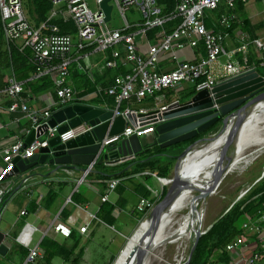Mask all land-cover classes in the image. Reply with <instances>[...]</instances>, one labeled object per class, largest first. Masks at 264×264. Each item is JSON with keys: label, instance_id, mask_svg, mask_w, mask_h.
<instances>
[{"label": "crops", "instance_id": "0c3cea01", "mask_svg": "<svg viewBox=\"0 0 264 264\" xmlns=\"http://www.w3.org/2000/svg\"><path fill=\"white\" fill-rule=\"evenodd\" d=\"M241 4L242 7L235 9L236 17L233 27L230 30V36L225 41L228 50L240 44L239 37L241 36L249 37L252 40L258 39L264 44V0H247ZM55 10H57V15L54 19H62L64 22L72 20L66 14V6L63 3L55 6ZM215 12H206V25L210 29L221 31L222 27L216 22L219 15ZM139 22L142 20L129 23L135 25ZM72 35L75 47L72 54L73 62L70 67L69 83L75 89L77 96H86L102 89L101 93L103 94H98V97L94 98L93 103L90 104L99 105L104 97L108 96L104 90L113 83L118 74L127 72L129 65L119 62L117 69L107 68L105 63L111 50H101L95 46H88L85 50H80L77 32ZM14 42L21 47L24 46L22 39ZM136 42L141 50L147 52L148 44L145 38L139 37ZM198 53L205 54L203 49L189 46L184 49H176L174 52H165L160 58L159 68L161 71H170L174 67V55H177L180 60H195ZM240 57L241 55H238V58ZM263 58L264 51L252 44L249 59L250 63L256 66V70L257 64L264 66ZM73 66L76 70L83 67L80 71L92 79L93 90L81 93L76 89L75 82L71 79ZM3 72L5 87L12 77L24 83V99L38 115H41L56 99L54 84L42 92H35L31 89L30 84L40 78L37 77L36 71L25 77L15 74L11 68H3ZM89 73H92L93 76H90ZM181 85L184 83L178 86ZM4 88L0 89V167L4 164L3 150L19 140L24 141L28 127L32 125L27 113L20 109L13 112L9 110L11 100L4 93ZM173 101L162 91L154 97L146 98L141 103L134 99L128 102L124 109L129 106L133 110L140 111L163 107ZM106 104V109L114 110L116 108V104L113 108L109 107L107 102ZM183 147L184 145H177L162 149L160 146H154L149 149L147 154L125 162L113 165H96L95 171L88 175L65 170L48 174L54 166L37 165L24 173L9 178L12 184L0 201V244L5 242L8 247L4 255L0 253V264H56L57 259L62 261L59 264H113L143 220L140 218L137 205L140 199L145 197L143 196L144 192L149 191L151 195L146 198L157 203L162 198L163 192L169 188L161 180L163 177L158 176L159 168L154 172L145 170L122 177L117 175L126 170L135 169L138 167V162L153 159L162 162V167L165 166V163L171 162L170 175L168 176L171 178L176 172L178 163L175 156L182 151ZM24 178H29L26 188L21 187ZM114 178H118L120 183L114 191L108 192L109 182ZM254 180L246 184L247 187L255 183L256 180ZM105 195H108V199L103 201ZM106 204L113 206L111 214L102 212V208ZM227 208L218 216L213 217L208 226H204V228L214 224ZM23 212L26 213L23 214ZM245 223L259 224L262 229L260 232L246 231L242 251L236 255L242 253L244 256H249L258 250L264 242V211L256 219L248 215L243 217L239 223L240 228L243 229ZM61 225L67 229H60ZM82 227H87V230L81 232ZM46 238L57 242L68 250L75 249V251L68 257L56 255L48 260L42 247V242ZM35 247L41 249L42 255L31 263L28 260V255L30 250ZM24 250L27 251L26 254H24ZM257 264H264V256Z\"/></svg>", "mask_w": 264, "mask_h": 264}, {"label": "built area", "instance_id": "2783aa9c", "mask_svg": "<svg viewBox=\"0 0 264 264\" xmlns=\"http://www.w3.org/2000/svg\"><path fill=\"white\" fill-rule=\"evenodd\" d=\"M50 1L54 7L49 20L57 15L55 6L60 3L66 6V14L76 25L80 50H85L88 46L111 50L105 63V66L110 69H117L119 62L129 65L128 71L118 74L113 83L104 90L106 95L115 98L116 114L147 113L150 109L136 111L128 106L122 110L120 106L123 101L132 99L141 103L146 98L154 97L166 89H174L181 83L191 84L196 92L212 89L219 82L256 69L249 59L252 44L264 51V44L260 40H252L243 36L239 37V45L230 50L226 48L225 41L230 36V30L236 17V3L237 1L245 3L247 0H177L176 8L170 15L163 14L157 0H111L110 3L114 7L117 5L123 16L131 8H136L143 14L142 22L131 25L125 19L122 28H111L109 22L105 21V14L101 8L103 0H96L99 5L97 10H92L87 0ZM222 2H225L230 10L227 13H221L217 18L216 22L222 30L210 29L205 22L206 12L218 10ZM0 14L7 42L23 40V47L31 49V61L35 66L37 77L50 75L56 96V99L42 114L38 115L24 99V83L12 77L4 88V93L11 100L9 106L11 112L22 110L27 113L32 125L37 127L38 118L42 117V123H48L56 110L74 103L90 105L87 101L98 97V94H103L102 89H99L86 96H77L75 89L69 83L70 67L73 62L72 54L75 47L72 34L61 33L59 25L49 20L39 28L34 27L27 16L23 0H0ZM176 18H179L181 22L174 30L169 31L166 27L168 21ZM139 37L145 38L148 44L147 52L139 48L136 42ZM201 44L204 46L205 54L198 53L195 60H180L177 55H174L173 69L167 72L160 70L159 62L163 53L174 52L176 49H184L188 46L200 48ZM238 55L241 57L238 58ZM89 75L93 76L92 73ZM104 101L102 100L95 107L106 108L107 104ZM87 129H89L88 125L82 124L60 134V138L67 141ZM154 131V125H141L139 122L136 127H127L122 135L105 139L104 144L111 145L124 136L128 137L133 134L142 136ZM58 135L57 126L50 128L44 137L36 138L25 149L22 140L5 148L2 152L4 164L0 167V182L4 181L8 173L13 170L15 166L13 160L16 156L31 157L41 148L47 147L49 140ZM86 174L88 175V172ZM28 180L29 178L23 179L22 188H26ZM161 180L165 182V178ZM119 183L118 178L112 179L108 185V192L114 191ZM107 199L108 195H105L103 201ZM155 206L156 203L153 200L142 197L137 210L145 216ZM243 229L260 232L262 228L259 224L245 223ZM86 230L87 227L80 229L81 232ZM244 242V235H241L227 245L226 251L232 259L229 264H257L263 258L264 242L249 256H244L242 253L236 255L242 251ZM41 255L39 247L32 248L28 260L35 262Z\"/></svg>", "mask_w": 264, "mask_h": 264}, {"label": "water", "instance_id": "95a60500", "mask_svg": "<svg viewBox=\"0 0 264 264\" xmlns=\"http://www.w3.org/2000/svg\"><path fill=\"white\" fill-rule=\"evenodd\" d=\"M110 2L111 0L101 2L107 23L111 22L113 18L114 6ZM192 95V98L186 102L176 100L166 106L150 109L147 113L116 114V110L74 103L56 110L48 123H42L43 118H38L37 127L33 125L28 127L24 149L36 138L44 137L50 128L58 126L59 135L51 138L48 146L41 148L33 156L22 157L18 155L14 158L13 170L8 173L4 181L0 182V201L12 184L9 178L24 173L37 165L54 166L48 174L60 170L83 174L88 172L89 174L95 171L96 165H113L125 162L147 154L149 149L154 146L166 149L184 145L182 151L175 156L178 160L175 176L165 178V183L169 188L147 219H150L155 234L159 228L160 215L180 193L182 191L195 192L189 204L191 213L197 216V224L193 228L188 255L181 263L190 264L201 237L264 178L263 171L255 183L234 199L214 224L204 228V210L200 207V203L205 202L209 196L216 193L231 173V162L238 155L236 140L241 133L245 120L255 110L256 106L264 102V76L256 69H251L217 83L212 89L194 92ZM139 122L141 125H154L155 131L142 136L137 134L124 136L111 145L104 144L105 139L122 135L129 125L136 127ZM231 123L233 126L223 145L221 159L215 167L213 180L200 179L201 183L204 181L202 185L178 183L176 180L178 171L189 155L196 149L202 150L222 137L231 127ZM82 124L88 125L89 129L67 141L60 138V134ZM213 127H216V130L210 131ZM202 133L206 134L197 138ZM60 229L66 230L63 225ZM125 248L113 264L117 263ZM7 250L6 243L2 242L0 253L4 255ZM136 252V249L132 252L133 257ZM136 264H143V258L139 257Z\"/></svg>", "mask_w": 264, "mask_h": 264}, {"label": "trees", "instance_id": "16d2710c", "mask_svg": "<svg viewBox=\"0 0 264 264\" xmlns=\"http://www.w3.org/2000/svg\"><path fill=\"white\" fill-rule=\"evenodd\" d=\"M177 2V0H157L158 5L161 6L163 14L165 15H170L174 12ZM241 3L242 2L237 1L236 7H242ZM23 4L25 11L29 16L30 22L36 28H39L43 23H46L49 20L51 11L54 7V4L50 0H23ZM229 11L230 10L227 8L225 2H222L215 13L220 15L223 12L227 13ZM49 22L59 25L61 33L75 34L77 32L76 25L72 20L64 22L62 19L52 18ZM180 22L181 20L179 18L170 20L168 21L166 27L169 31H172L179 25ZM156 30L158 29L156 28ZM150 35L152 36V32H150ZM200 48L205 52L203 44H201ZM31 57L32 52L29 47H21L14 41L7 42L0 14V89L4 88L6 85L3 68H11L15 74H19L21 77H25L36 71L35 66L31 61ZM80 70H76L75 66H73V72H71V79L74 80L76 89L81 91V93H85L87 90H93L94 83L92 82V79L88 78V76ZM30 85L33 91L42 92L52 87L53 82L50 76L45 75ZM104 99L108 103L109 107H115L116 101L113 96H105ZM96 100L101 101L100 99ZM133 100L134 99L123 101L120 108L123 110L127 106L128 102ZM159 151H162V149H159ZM137 164L138 167L135 169L126 170L125 172L119 173L117 176L122 177L133 175L145 170L154 172L157 168H159L157 173L158 176L168 178L170 175L171 162L168 164L165 163L164 167H162V162L153 159L138 162ZM166 192L167 190L163 192L162 198L165 196ZM150 195L151 193L146 190L143 196L150 197ZM102 210V212L105 211L106 213L111 214L113 206L106 204L103 206ZM263 211L264 178L239 202H237L222 218H220L206 234L201 237L190 264H228L230 262V255L226 251L227 245L241 235L246 234V230H243L239 226L240 220L246 215L254 219L259 218ZM143 216L144 214L140 213V218H143ZM109 222L112 221L109 220ZM42 247L45 250V256H47L48 260L56 255L68 257L75 251V249L68 250L48 238L43 240ZM26 253L27 251L24 250V254Z\"/></svg>", "mask_w": 264, "mask_h": 264}, {"label": "bare ground", "instance_id": "6f19581e", "mask_svg": "<svg viewBox=\"0 0 264 264\" xmlns=\"http://www.w3.org/2000/svg\"><path fill=\"white\" fill-rule=\"evenodd\" d=\"M232 126L233 123H231V127L222 137L202 150L196 149L189 155L178 171L176 179L178 183L202 185L204 181L201 183L200 179L213 180L215 167L221 159L222 148L228 139ZM236 143L238 155L231 162V167L234 168L241 163H250L255 157L248 156L250 152L264 149V102L256 106L251 115L246 118ZM194 193L190 191H182L180 193L173 203L160 215L159 228L155 234L150 219L143 220L137 233L135 232L136 235L133 238L131 237L135 233L132 236L130 235L131 239H128V242H130L116 264H136L139 257L143 258V264H149L151 256L153 254L156 255L157 251L161 249L160 247L169 243L172 245L173 243H178L180 245L183 238L192 241L193 228L196 227L197 216L191 213L189 203ZM135 249L137 252L133 257L132 252ZM179 250L180 252L175 256L174 262L172 261L173 263L169 264L182 263V260L186 257V251L185 248Z\"/></svg>", "mask_w": 264, "mask_h": 264}, {"label": "rangeland", "instance_id": "374dc122", "mask_svg": "<svg viewBox=\"0 0 264 264\" xmlns=\"http://www.w3.org/2000/svg\"><path fill=\"white\" fill-rule=\"evenodd\" d=\"M87 2L92 10L98 9L99 5L96 0H87ZM125 19H127L129 22H133L137 20L141 21L143 20V14L138 9L131 8L128 9L123 16L119 7L115 5L113 9V18L112 21L109 22V26L111 28H122L125 24ZM257 71L264 76V66H262L261 64H257ZM190 85L184 83V85L175 87L174 89H166L163 91V93L167 94L169 99L171 100L174 101L180 100L181 102H186L192 98L193 96L192 94H194V92L196 93L194 87ZM92 101L93 99H90L88 104H92L93 103ZM213 130H216V127H213L212 130L210 131ZM205 134L206 133H202L197 138H201ZM248 156H255V157L248 164L241 163L237 165L235 168L231 167V173L226 177L219 190L213 195L209 196L205 202L202 201L200 203V207L204 210V226H208L209 222H211L213 217L218 216L221 212H223L227 208V206L231 203V201L247 188L246 184H249L254 179L257 180V178L261 176V174L263 173L264 149L254 150L250 152ZM174 176L175 174H173L171 178H173ZM225 196L227 198H223ZM162 199L163 198H161L156 203V205ZM151 213L152 211H150V213L145 215V217H143V220L149 218ZM190 242L191 240L187 238H183V240H181L182 247L181 244L179 245L178 243H173V245L169 243L164 245L163 247H160L161 249L160 248L159 249L162 251L158 250L156 255L153 254V256H151L150 259L151 261L149 262V264L173 263L175 260V256H177L178 253L180 252L179 249L182 248H185L186 251L185 256H187L189 252V248L191 246ZM56 261H57L56 264L62 263V261H60L59 259H57Z\"/></svg>", "mask_w": 264, "mask_h": 264}]
</instances>
